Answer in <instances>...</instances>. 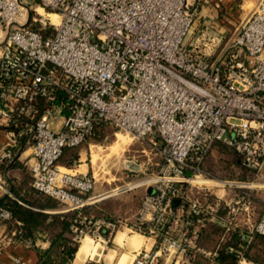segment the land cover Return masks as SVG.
I'll use <instances>...</instances> for the list:
<instances>
[{
  "label": "built area",
  "instance_id": "1",
  "mask_svg": "<svg viewBox=\"0 0 264 264\" xmlns=\"http://www.w3.org/2000/svg\"><path fill=\"white\" fill-rule=\"evenodd\" d=\"M208 2L0 0V119L27 127L32 185L59 199L58 212H81L112 195L94 192L96 176L81 168V153L72 163L61 161L67 148L91 149L90 136L104 122L134 139L149 138L162 159L156 172L120 188L148 187L134 217L73 220L80 245L87 238L108 244L125 230L152 240L134 250L132 264H217L219 252L200 243L203 228L229 227L241 205L229 198L231 190L264 187L215 177L204 164L221 140L264 175V0L232 33L196 24ZM9 134L0 147L5 191L1 164L15 157L18 132ZM0 216L11 212L2 207ZM254 228L264 235V209ZM241 237L250 240L245 231ZM202 256L207 263L198 261ZM246 261L241 254L239 264Z\"/></svg>",
  "mask_w": 264,
  "mask_h": 264
},
{
  "label": "trees",
  "instance_id": "2",
  "mask_svg": "<svg viewBox=\"0 0 264 264\" xmlns=\"http://www.w3.org/2000/svg\"><path fill=\"white\" fill-rule=\"evenodd\" d=\"M108 126L116 128L112 122L106 121L101 125L96 134L90 136V140L103 139L105 129ZM15 128L18 132H21L23 129L27 131V127L22 123L16 125ZM20 140L19 145L23 147L26 140L25 133L20 134ZM70 155H73L71 148H67L61 161H66L65 157H69ZM160 160L162 162L161 157ZM161 162H157V166ZM19 164L18 160L12 159L9 163L1 164V166L3 169L7 168L9 170L14 169ZM204 164L207 168L218 171L223 175H229L230 177L252 178L257 175L255 170L243 165L241 155L232 146L221 140L216 141L212 145ZM7 177L12 186L13 193L19 198L16 199L9 193L0 194V208L5 207L11 212V217L8 219L0 216V222H7L10 227L19 229L25 236H34V234L40 232L50 239V247L43 252L40 251L42 264H70L78 248V243L74 239L71 228L72 222L78 216H94L93 211L96 212L95 210L99 206L93 204L81 212L73 210L64 213L35 209L32 206L55 208L60 206L61 202L59 199L33 187L31 174L18 178L9 172L7 173ZM261 193L262 191L260 190L244 191L239 188L233 189L230 192L232 199H241V204L250 207V214L253 220L252 226L243 225L239 221V216L233 218L232 216L234 215H232L229 218V227L208 222L205 228H203L200 243L208 245L219 252L217 264H239L241 254H244L249 261L264 264V235L258 233L254 228L264 209V200ZM194 195L203 197L205 196V192L194 190ZM222 210V214L227 212V209ZM242 231H245L250 236L249 241L242 239ZM231 248H234V250H230ZM200 259L198 258V261Z\"/></svg>",
  "mask_w": 264,
  "mask_h": 264
},
{
  "label": "crops",
  "instance_id": "3",
  "mask_svg": "<svg viewBox=\"0 0 264 264\" xmlns=\"http://www.w3.org/2000/svg\"><path fill=\"white\" fill-rule=\"evenodd\" d=\"M195 0H190V2H194ZM258 0H209V2L202 6L198 17L196 19L197 23H204L209 26L214 27L218 31H225V26L227 24L232 25V22H237L238 18L246 17L250 11L254 8L255 4ZM225 18V19H224ZM225 20H228L225 22ZM15 126L8 125L5 119H0V147L5 146L8 141V137L10 136L9 131ZM18 132V131H17ZM26 134L25 145L20 147V134ZM28 140V132L26 130H22L18 132L17 135V144L13 147L15 152L14 160H18L20 163L14 169H3L1 166L2 172L6 175L11 172L13 175L18 178L24 177V175L30 174L29 171V158L31 149ZM72 156L70 155L66 161H62L63 163H69L72 157H75L74 154L83 153L78 150L71 149ZM10 161L6 162L9 163ZM25 165V166H24ZM8 180V190L5 191L0 189V194L9 193L16 199L17 197L13 191L10 181ZM260 189L264 190L259 186ZM148 191V189H147ZM231 199V196H229ZM237 200L238 199H234ZM142 203V201H141ZM27 204V203H25ZM28 205V204H27ZM139 205L138 209L140 208ZM35 209L44 210L46 212H58L57 208H40L37 206H32ZM137 209V211H138ZM136 211V212H137ZM223 210L221 211V214ZM225 215V214H223ZM239 216V217H238ZM239 218V221L245 226H252L253 220L252 215L250 214V207L244 204L238 206L237 213L233 216V218ZM216 225L223 226L217 222H213ZM126 232H121L116 235V245L114 244L109 249L101 250L96 245L91 244V240L85 239L87 243H83L78 246L75 251L74 257L71 260L70 264H132L133 260V252L137 248L141 246L150 247L152 244V240L140 233L128 234L124 235ZM127 234V233H126ZM90 244H89V243ZM51 244V240L46 238L42 233H36L34 236H25L22 234L19 229L12 228L8 225L7 222H0V264H19L17 259H21L26 262L36 263L42 262V258L40 255V251L43 252L45 249L49 248ZM207 250L215 252L212 247L201 243ZM199 262L207 263L205 257H200ZM247 261H249L247 259ZM246 261V264L248 263ZM252 262V261H250ZM252 264H257L252 262Z\"/></svg>",
  "mask_w": 264,
  "mask_h": 264
},
{
  "label": "rangeland",
  "instance_id": "4",
  "mask_svg": "<svg viewBox=\"0 0 264 264\" xmlns=\"http://www.w3.org/2000/svg\"><path fill=\"white\" fill-rule=\"evenodd\" d=\"M242 18L243 17L238 18L237 22L231 21L232 25L227 24V26H225L224 24L226 32L229 31L232 33L234 28L238 27V24ZM227 21L228 20H225V22ZM58 121L61 122L62 118L55 120V122ZM89 141L92 142L91 149L89 148V143H81L75 147H72L71 149L83 152L81 168L83 170L89 169L90 172L95 174L96 184L94 192L96 194H112L111 196L99 200L94 204L99 206V208L95 210L96 212L93 211V214H95L94 216L99 217L101 215L107 214L126 218L134 217L137 213L136 211L139 205L141 204L144 194H146L145 192H147L146 190L148 187H146V184H142L138 187L128 190L120 191V188H122V186L128 182L142 178L158 170L161 163L159 166H157V162H161V160L160 157L155 154V151H151L149 138L146 141L137 140L132 138V136L126 132L120 131L119 129L112 126H108L105 129V136L103 139H92ZM144 149H147V151L145 152ZM74 156L78 157L77 153ZM65 158L67 159L68 157ZM73 158L74 157H72L71 160ZM127 159L134 160L142 164V168L136 171L127 169L125 167V161ZM70 163H72V161H70ZM208 169L214 174L215 177H230L229 175H223L210 168ZM249 179L255 181H264V175H255ZM197 182L199 183L200 181H194V183ZM214 189L218 191L217 188ZM241 190H260L262 191L261 196L264 200V190L260 189V187L253 186L251 188ZM218 192H221V190ZM225 214L227 215V212H225ZM121 232L127 233H124V235L131 234L125 230H120L118 233ZM87 239L91 240L90 238ZM77 243L79 246L80 243ZM91 244L94 246L97 245L101 250H103V248L107 250L114 244L116 245V236L115 238H112L108 244L101 242L97 244V242L93 240H91ZM247 262V264H252L250 261Z\"/></svg>",
  "mask_w": 264,
  "mask_h": 264
},
{
  "label": "water",
  "instance_id": "5",
  "mask_svg": "<svg viewBox=\"0 0 264 264\" xmlns=\"http://www.w3.org/2000/svg\"><path fill=\"white\" fill-rule=\"evenodd\" d=\"M125 167L127 169H130V170H133V171H136V170H139V169L142 168L140 163H138V162H136L134 160H129V159H127L125 161ZM178 202H179L178 199L174 200V205L176 206L178 204Z\"/></svg>",
  "mask_w": 264,
  "mask_h": 264
},
{
  "label": "bare ground",
  "instance_id": "6",
  "mask_svg": "<svg viewBox=\"0 0 264 264\" xmlns=\"http://www.w3.org/2000/svg\"><path fill=\"white\" fill-rule=\"evenodd\" d=\"M84 242H86V241H84ZM84 242H83V243H84ZM83 243H82V244H83ZM82 244H81V245H82ZM242 264H246V262H244V263H242Z\"/></svg>",
  "mask_w": 264,
  "mask_h": 264
}]
</instances>
